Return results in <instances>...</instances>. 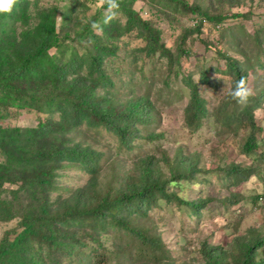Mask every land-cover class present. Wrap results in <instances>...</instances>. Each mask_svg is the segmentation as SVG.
I'll return each mask as SVG.
<instances>
[{"label": "rangeland", "instance_id": "rangeland-1", "mask_svg": "<svg viewBox=\"0 0 264 264\" xmlns=\"http://www.w3.org/2000/svg\"><path fill=\"white\" fill-rule=\"evenodd\" d=\"M187 1L188 4L198 5L201 11L187 13L168 0H120L122 4L128 3L125 5L128 9L148 20L158 31L160 43L169 52V57L159 51L149 53L144 38L137 30L122 31L127 22L122 7L119 9V20L104 24L102 13L95 11V0H29L30 5L23 20L14 21L13 43L19 44L23 40L24 31L36 26L48 10L56 9L55 33L62 40V46L48 48V54L63 64L69 61L73 51L83 56L84 47H91L88 34L82 42L74 39V34L85 25L82 18L94 17L102 30L105 27L110 32L119 33L117 37L107 39L108 35L102 34V31H93L102 41L116 48L115 54L101 57L98 69L106 77V83L96 87L94 96L99 99L104 96L112 100L114 106L145 97L152 114L149 122L135 123L138 135L132 139L129 147L120 146L115 133L105 126L89 125L85 120L70 128L64 136L58 133L64 137L65 145L88 147L99 158L96 159L94 173L88 172L79 162L61 161L66 166L56 170L59 175L55 178L54 188L49 192L51 208L56 209L71 201L78 189L84 190L85 187L96 190V194L109 192L112 196L128 177L135 179L132 175L136 161L143 157L150 159L160 173L169 177L170 167L162 158L163 151H166L174 166L179 164L183 169L192 168L194 177L180 181L178 195L189 201L209 199L199 208L198 213L186 205L159 199L157 205L142 209L141 213L128 215L132 224L160 238L162 248L156 252V257L136 259L133 254L135 251L130 252L129 249L116 253L118 246L126 247L135 238L129 237L125 230L107 221L99 235L102 247L96 251L104 252L106 256L100 264H206L203 251L211 247L223 249L225 264H233L232 259L240 243L249 241L255 235L251 234V230L264 238V206L253 201L254 196L263 191L264 176L253 175L239 185H231L228 178L217 177L218 167L231 163L250 166L258 162L252 156L240 152L249 130L245 123L232 132L217 122L220 118L219 109L228 110L229 105L227 96L221 93L224 82L215 78L218 73L225 77L229 85L232 84L226 63L217 54V50H220L240 60L247 70L248 85L255 94L264 93V0ZM71 4L72 10L66 12L65 8ZM203 11L209 16L223 14L225 19L217 23L209 21L201 15ZM237 13L241 15L234 16ZM200 21V29L194 30ZM65 33L68 34L66 39ZM30 36L35 41L38 35L34 32ZM180 49L184 52L180 53ZM22 53L20 45L0 48V57L13 65H16L14 61ZM88 65L86 61L80 70L76 68V73L67 76L68 81L77 75L84 76L86 80L93 77L97 79L98 74L96 71L89 73ZM35 75L30 83L18 80L19 86L26 92L34 88L41 89L39 93L47 90L61 91V88L52 87L53 76L46 69ZM185 78L196 83L205 109L199 127L194 129L188 127L185 120V107L190 98V87L185 83ZM33 81L36 85L32 84ZM10 102L11 99L6 97L0 100L2 128H36L45 121H59L62 113L58 109L39 111L32 107H17V103ZM261 102L254 115L257 125L262 128L257 135L259 149L263 150L264 99ZM3 162L5 156L0 152V163ZM11 166L16 167L14 163ZM262 166L264 174V164ZM19 184V181L3 182L0 186V202L5 200L14 205L16 199L23 206L32 202L27 190L18 194L12 192ZM174 186L171 184L169 191L174 190ZM235 197L238 202L234 204L224 200H234ZM16 226L15 217L0 219V240L6 233L13 238L19 231L15 232ZM75 228L88 229L86 225ZM80 233L73 232V237L95 246V241L86 240L85 234ZM263 248L258 249V257L264 258ZM84 250L92 256L88 262L92 261L95 251L90 246L84 247ZM41 255L45 256L44 252ZM73 260L66 258L62 264H77L75 256Z\"/></svg>", "mask_w": 264, "mask_h": 264}, {"label": "trees", "instance_id": "trees-1", "mask_svg": "<svg viewBox=\"0 0 264 264\" xmlns=\"http://www.w3.org/2000/svg\"><path fill=\"white\" fill-rule=\"evenodd\" d=\"M172 4L181 7L187 13L200 12V7L196 4H188L187 0H168ZM120 3L123 11L127 15L124 32L133 29L146 42V50L149 53L159 51L161 54L170 56L169 52L160 43L158 31L155 30L148 20L143 19L136 12L128 9ZM29 0H17L10 13L0 14V48L8 49L10 45H20L23 53L17 56L16 65L6 62L4 57H0V100L11 99L10 103H17V107H32L39 111L60 110V120L45 121L36 128H2L0 127V152L5 156V162L0 163V186L3 182H20L14 194L27 190L31 196L28 205L23 206L14 199V205L2 200L0 202V219L9 220L17 218L19 229L13 238L8 233L0 240V264H62V260L76 257L77 264H100L106 259L105 253H96L102 247L99 240L100 230L105 227L107 221L115 224L126 235L135 238L128 246H118L115 252L119 254L121 250H134L137 258L156 257V252L162 248V242L156 235L149 234L147 229L132 224L128 215L133 212L141 213L150 206L157 205L159 199L165 202H175L177 205H186L195 209L196 213L207 201H189L178 195L181 188L180 181L191 180L194 177L192 168L183 169L177 164L174 166L166 153L162 152L164 162L170 167V176H164L158 171V167L150 159L143 157L136 161L135 172L132 175L135 179L127 178L125 184L112 196L109 192L96 194V190L85 187L78 189L71 201L65 202L61 207L51 208L49 192L54 188L56 171L63 168L61 161L79 162L84 168L94 173L99 157L90 151L88 147L80 145L67 146L64 142V135L70 128L75 127L82 120L89 125H103L108 130L115 133L120 146L129 147L132 139L138 135L135 123L149 122L152 117L149 108V101L145 97L134 98L123 104L113 105L112 100L94 96L96 87L106 83V77L98 69L103 55H113L116 48L111 43L102 41L98 34H95L88 25H84L74 34V39L79 42L88 34L91 39V47H84L85 54L79 56L73 51L72 57L66 63L59 62L55 56L48 54V48L62 46V40L58 39L55 33L56 9L48 10L46 14L30 30L22 33L23 40L14 44L13 36L14 21L23 20V15L29 7ZM72 4L65 8L72 10ZM53 10V11H52ZM63 16L64 13H62ZM209 21L221 22L225 19L223 14L209 16L205 11L201 13ZM241 15L239 13L234 16ZM95 20V18H92ZM194 28L198 31L201 21ZM45 28L47 29L46 31ZM36 32V40L30 36ZM108 35L107 39H113L119 35L103 27L102 34ZM68 34H64V39ZM28 39V40H27ZM26 40V41H25ZM37 41V44H36ZM183 49H180V53ZM227 67V72L232 76L231 85L241 76L247 79V70L239 59L234 56L217 50ZM78 55V56H77ZM89 62V73L96 71L97 79L86 80L84 76H75L68 81L69 74L76 73V68L80 70L85 62ZM260 62V61H259ZM43 69L53 76L51 84L54 89L61 88V91H45L39 93L38 88L24 91L19 86L18 80L31 82L35 76ZM77 70V71H78ZM35 72V73H33ZM100 79V80H99ZM185 83L190 87V98L185 107V120L187 126L194 129L200 125V118L205 113L203 102L199 96L196 83L189 82L185 78ZM32 84H35L33 81ZM37 87V86H35ZM48 87L44 86L43 88ZM5 92V94L3 93ZM264 93L255 94L250 98L246 106H241L232 101L227 96L229 109H219L220 118L217 122L227 130L234 132L238 127L244 125L249 127L248 134L240 147V152L245 156H252L258 162L254 165L244 166L238 163H231L225 167H218L217 177H224L230 180L231 185H239L247 181L251 176H264L261 167L264 164V149H259L258 133L262 128L257 125L254 111L261 106ZM227 106V105H226ZM65 108H69L67 111ZM62 135H60V134ZM12 163L16 167H12ZM261 165V166H260ZM164 176V177H163ZM171 184L174 190L169 191ZM87 192V196H85ZM236 196V195H234ZM264 197L263 191L255 195L253 201L260 203L259 198ZM232 204L238 202V198L230 200ZM37 205L34 208V205ZM61 208V209H60ZM78 225H86L88 229L75 228ZM65 229H70L66 230ZM73 229V231L71 230ZM73 232L82 235L86 240L95 241V246L88 244L85 240L75 239ZM255 234L249 241H243L239 245V250L232 259L233 264H264V258L258 257L259 248L264 247V238ZM90 246L93 253V260L88 262L92 256L84 250ZM133 248V249H132ZM264 251V248L262 249ZM44 252L45 256L41 253ZM223 249L211 247L203 251L206 264H225ZM71 263V262H70ZM69 263V264H70Z\"/></svg>", "mask_w": 264, "mask_h": 264}, {"label": "clouds", "instance_id": "clouds-1", "mask_svg": "<svg viewBox=\"0 0 264 264\" xmlns=\"http://www.w3.org/2000/svg\"><path fill=\"white\" fill-rule=\"evenodd\" d=\"M16 3L17 0H0V14L10 13ZM119 9L120 0H95V11L102 13L104 24H109L114 20H119ZM82 20L83 23L88 25L92 31H102L100 23L91 19V17L88 19L82 18ZM215 78L224 82V87L222 88L221 93L225 94L232 101H235L241 106H246L249 103L250 98L255 95L253 89L248 85L247 79L244 76H241L238 80H236L233 85H229L225 77L218 73Z\"/></svg>", "mask_w": 264, "mask_h": 264}, {"label": "built area", "instance_id": "built-area-1", "mask_svg": "<svg viewBox=\"0 0 264 264\" xmlns=\"http://www.w3.org/2000/svg\"><path fill=\"white\" fill-rule=\"evenodd\" d=\"M259 200H260V203L264 204V197H260Z\"/></svg>", "mask_w": 264, "mask_h": 264}]
</instances>
